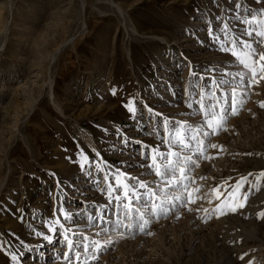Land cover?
I'll return each instance as SVG.
<instances>
[{
	"label": "rangeland",
	"instance_id": "rangeland-1",
	"mask_svg": "<svg viewBox=\"0 0 264 264\" xmlns=\"http://www.w3.org/2000/svg\"><path fill=\"white\" fill-rule=\"evenodd\" d=\"M244 7L259 11L255 0H0V264H264V217L257 216L264 212V178L257 180L264 171V82L238 88L237 115L205 138L217 145L207 148L213 159L193 156L192 211L177 202L167 216L148 217L145 232L116 231L103 175L85 179L79 167L81 153L94 162L99 152L155 187L154 173L131 166L144 163L141 144L155 147L164 134L145 105L207 130L198 105L187 107L199 99L194 85L207 83L191 75L189 62L196 73L235 83L241 66L209 40L207 22L240 35L248 25L235 17L250 18ZM130 99L135 115L125 107ZM242 176L248 195L238 202L245 207L218 215L212 189ZM61 203L66 214L79 215L74 222L60 216L64 227L49 232L46 222ZM65 234L77 242L67 261ZM93 241L103 247L96 251Z\"/></svg>",
	"mask_w": 264,
	"mask_h": 264
},
{
	"label": "snow or ice",
	"instance_id": "snow-or-ice-1",
	"mask_svg": "<svg viewBox=\"0 0 264 264\" xmlns=\"http://www.w3.org/2000/svg\"><path fill=\"white\" fill-rule=\"evenodd\" d=\"M229 3H231V0H229ZM255 3L259 6V11L256 8L244 7V12L250 18L235 17L242 24L248 25L247 28L242 29L240 35L229 29L228 24H224L219 31H214L211 21L207 22L209 40L217 46L220 52L230 53L241 66L242 70L232 74L235 83L223 79L217 80L214 75L204 76L196 73L192 70L189 62L191 75L195 79L201 82L207 81V83L194 85V88H200L199 99H188L186 101L187 107L192 109L194 105H198V111L204 116L203 123L207 130L192 128L185 121H174L164 116L163 113L153 112V109L145 105L150 114V119L155 120L159 117L158 127L163 128L164 134L160 137V143L155 147L141 144V160L144 163L131 166L141 167L149 174L154 173L159 181L155 187H150L148 182L132 175L130 172L109 165L107 161L103 160L99 152L95 153L98 159L94 162L90 161L87 155L81 153L83 162L79 164V167L85 173V179L103 175L107 192V204L104 207L111 208L113 215L116 216V231H132L135 228L140 232H145L146 226L150 223L148 217L167 216L171 209L176 207L177 202L187 208L188 211H192L189 204L196 202L193 190L189 187L190 183H195L190 175L191 165L196 163L193 156H199L201 159H213V157L206 154L207 148L216 149L217 145H206L205 138L209 135H215L223 127L229 115H237L238 88L246 84L247 88L251 89L264 82V50L258 51V47L264 49V3H262V0H255ZM241 7L240 3L235 4L237 10ZM216 19L219 20L220 17H216ZM253 24L256 27H252ZM192 35L195 37L194 33ZM244 37H247V39ZM177 67H180V65H177ZM205 71L215 72V69H205ZM223 75L229 74L224 73ZM213 88L216 90L213 91ZM226 88H230V91L225 90ZM112 94L116 95L115 89H112ZM188 94L190 97L196 96L194 90ZM133 103L130 99L125 107L135 115L136 109L129 106ZM260 107L264 108V102L260 103ZM184 114L187 115V113ZM124 143L127 144L129 141L125 140ZM132 143L139 142L134 141ZM161 146L165 150L162 151ZM220 150H222V146H220ZM189 152L192 155H187ZM246 155H251V153ZM86 168L87 171L85 172ZM251 175L252 173H248V176ZM248 176H242L234 185L229 186L224 182L212 189L214 199L221 201L213 211L217 212L218 215H226L228 212L236 213L238 209H243L245 204L238 201L241 197L244 201L247 200L248 194L242 190L245 184L248 183ZM261 178H264V171L259 173L257 180ZM201 179H204V177H201ZM94 182L99 185V179H95ZM222 187L223 191L220 190ZM157 189H159V194ZM173 192H179L180 194L173 195ZM185 198H187V203H185ZM57 211L59 215L54 213L55 218L51 222H46L49 232L55 233L57 225L60 228L64 227L60 216L74 222V216L79 215V213L66 214L63 203ZM257 216L258 218L264 217V212L258 213ZM100 219H103L106 223L110 222L103 215L100 216ZM121 234L123 235V232ZM147 234L152 235L151 232H147ZM35 235H43L44 240L49 243L53 240L52 236L43 234L40 231H36ZM73 235H78V233L73 231ZM64 241L69 250L63 253L64 259L67 261L70 258L69 253L77 247V242L69 238L67 234L64 235ZM93 245L96 251L103 247L95 241H93ZM84 250L88 251L86 245ZM76 259L79 260V253L76 254ZM240 259L243 260L244 256H241ZM11 260L17 261L18 256L12 254ZM249 264H253V262L249 261Z\"/></svg>",
	"mask_w": 264,
	"mask_h": 264
}]
</instances>
